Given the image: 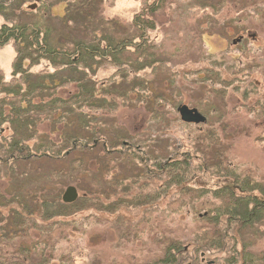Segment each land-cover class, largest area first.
I'll return each mask as SVG.
<instances>
[{"label":"rangeland","instance_id":"1","mask_svg":"<svg viewBox=\"0 0 264 264\" xmlns=\"http://www.w3.org/2000/svg\"><path fill=\"white\" fill-rule=\"evenodd\" d=\"M158 1L162 3L149 16L148 5ZM18 2L8 0L0 11L12 22L46 29V39L65 49L74 41L90 44L102 36L123 38L132 33L134 16L145 13L154 22V27L145 33L146 39L155 46L161 62L139 75L145 74L151 88L163 99L154 104L152 91H148L150 101L132 98L130 105H122L118 99L117 107L109 113L83 109L82 113L91 117L89 120L95 119L81 136L89 150L67 149L60 156L48 154L46 160H37L40 153L32 151L31 160L19 164L25 174L14 185L17 193L34 195L28 199L29 206L36 207L44 197L53 196L64 203L62 195L71 185L77 190V198L83 197L86 202L70 215L49 221L32 216L29 222L39 225H69L59 230L52 227L49 243L34 228L27 230V236L14 235L15 230L5 228L7 239L0 242L2 260L38 264L49 255L47 264H63L66 260L68 264H146L162 256L160 248L166 240H174L182 247L181 264L221 261L226 254L196 251L199 249L192 240L205 225L201 214L220 203L210 190L225 179L223 173L200 168L199 164L208 158L216 163L222 160L221 165L227 166L230 173L252 183L264 180V0ZM87 3L91 7L85 12H73L67 17L68 5L84 7ZM31 5L34 7L29 9ZM81 6L78 9H84ZM5 23L6 17L0 16V26ZM240 37V41L232 43ZM14 48L12 41L0 46V75L4 82L13 78ZM27 63L24 61V67L32 74L56 71L44 59L30 66ZM116 70L113 63L102 62L93 72L86 71L96 82V96H104L99 86ZM71 91L76 92L72 85L58 90L63 97ZM179 105L195 108L205 118L204 123L183 122L177 111ZM2 126L0 148L6 146L13 133L8 124ZM65 129L58 119L44 117L36 125L37 138L27 141L28 145L50 141V148L58 151ZM94 131L104 135L107 152L101 143L92 145L88 141L86 132ZM123 141L129 146H123ZM183 153L190 156V170L182 186L209 192L200 199L190 195L181 198L183 189L175 186L154 201L153 191L161 189L162 181L152 177V162L156 168V161L184 158ZM77 159L83 163L73 164ZM7 161L3 160L8 164ZM12 184L8 175L1 176L0 190L6 197ZM7 209L0 210L7 214ZM257 232V238L246 240L249 245L244 251L251 256L246 264H264V220ZM46 242L51 248L44 251ZM235 244L234 249L240 251L241 243ZM25 249L29 252L26 259ZM241 261L235 264H243Z\"/></svg>","mask_w":264,"mask_h":264},{"label":"trees","instance_id":"2","mask_svg":"<svg viewBox=\"0 0 264 264\" xmlns=\"http://www.w3.org/2000/svg\"><path fill=\"white\" fill-rule=\"evenodd\" d=\"M7 1L0 0V7L4 6ZM27 1L29 0H20L18 3L20 5ZM160 3L162 1L148 5L146 10H148L149 16L156 11L155 9L159 7ZM68 6L67 17L70 14L73 15V12L79 14L85 12L88 7H91V4L87 3L84 7L80 4L72 6V8L70 5ZM80 6L84 9H78ZM0 16L6 17L7 21L0 26V46L12 41L16 54L14 63H12L11 76L13 78L11 81L4 82L0 75V93L2 95L0 97V130L6 123L13 131L5 149L0 148V178L8 175L10 181H13L7 197L0 190V209L8 208L7 214L0 210V242L7 239L5 228H12L15 230L14 235L18 236H27V230L34 228L38 230V234H43L42 236L46 237L49 243L51 241L48 239L52 238V234H49L52 227L59 230L69 225L62 222L39 225L36 222H29L32 216L37 215L48 221L57 216H68L75 211L73 209L82 208L86 199L79 197L73 203L64 204L57 196L44 197L36 207L29 206L28 199L34 195L28 192L17 193L18 189L14 185L16 179L19 181V178L25 174L24 171L19 170V164L21 162L28 163V160H31L32 151L36 154L40 153L36 155L37 160H46L48 154L49 156H60L59 153L67 149L89 150L85 138L81 136H83L82 133H85L83 130L91 126L92 119L93 122L95 119L89 120L91 117L83 114V109L89 108L93 112L107 111L109 113L115 105L117 107L118 99L121 100L122 105H130L134 101L132 98L148 102V91H152L154 104H158L160 98L163 99L162 95L151 88L145 74L139 75V72H145L149 68L152 70L161 62V59L157 58L159 55L155 46L149 45L145 34L148 29L154 27V22L145 13L138 14L131 22L134 27L132 33L126 34L123 38L113 39L102 36L94 39L90 44H86L84 41H74L69 44L70 48L65 49L55 46L49 39L47 40L48 31L39 25L12 22L2 11H0ZM43 59L50 63L56 70L55 73L32 74L27 70L28 68L24 67V61H27L30 66ZM102 62L113 63L117 70L107 79V82L100 84L99 87L105 93L104 96L99 97L100 95L96 96L95 94L94 84L96 82L88 76L86 71L93 72L94 68L99 67ZM70 85L74 86L76 92L71 91L69 96H60L58 90L66 89ZM44 117L51 121L58 119V122L63 123L66 128L67 132L63 134L65 135L62 138L63 143L59 146L58 151L50 148V141L28 145L27 141L37 138L36 125ZM74 123L79 124V127H74ZM100 131L86 132L87 138L92 145L101 143L107 152L109 148ZM183 156L184 158L171 159L168 157L161 162L156 161V168L152 162L154 168L151 171L152 177H160L162 181L161 189L153 191L152 199L154 201L162 192L166 193L175 186H180L183 189L181 196L179 195L181 198L190 195L200 199L209 192L203 188L187 189L188 187L182 186L186 182L190 170V156L188 153H183ZM4 159H9L8 164L3 162ZM72 162L78 165L83 163L80 159ZM201 163L199 164L200 168H202L201 166L213 168L216 170L215 172L223 173L225 179L218 188L210 190L213 197L220 203L201 214V220L205 222V225L201 226L199 231L197 230L196 237L192 239L199 249L196 251L215 250L226 254L224 258H221V261L217 259L212 262L213 264H235L238 260H242L241 262L246 264L245 261L251 260L250 253L244 251L249 245L246 240L257 238L259 235L258 225L264 220V180L252 183L247 178L244 179L238 174L230 173L227 166L221 165L222 160H218L216 163L208 158L205 161L202 160ZM13 205L17 208H12ZM222 220L224 221L222 222ZM206 224L209 228L205 227ZM166 241L160 248L162 256L157 260L151 259L146 264H181L179 258H182L183 253L180 243L174 240ZM237 241L241 243L240 251L234 249ZM47 242L43 247L44 251L51 248ZM24 252L26 259L29 255L28 249H25ZM2 258L3 256L0 257V264H23L22 262L13 263L12 260L4 261ZM48 259L49 255L43 257L42 263L38 264H47ZM60 260L63 261V258ZM68 262L69 260H66L63 264H68Z\"/></svg>","mask_w":264,"mask_h":264},{"label":"water","instance_id":"3","mask_svg":"<svg viewBox=\"0 0 264 264\" xmlns=\"http://www.w3.org/2000/svg\"><path fill=\"white\" fill-rule=\"evenodd\" d=\"M34 7V5L29 6V9H32ZM177 111L180 115V119L183 122L186 123H202L204 121V117H202V115L194 108L190 109L185 105H179V107L177 108ZM77 190L75 187L68 186L63 195H62V201L64 203H71L73 201H75L78 197L77 195Z\"/></svg>","mask_w":264,"mask_h":264},{"label":"flooded vegetation","instance_id":"4","mask_svg":"<svg viewBox=\"0 0 264 264\" xmlns=\"http://www.w3.org/2000/svg\"><path fill=\"white\" fill-rule=\"evenodd\" d=\"M241 39H242V37H240V38L236 39V41H235V40H233V42H232V43H236V42L240 41ZM177 108H178V107H177ZM194 109H195V108H194ZM204 121H205V118H204ZM204 121H203V123H204ZM123 145H124V146H127V147L129 146L127 142H123Z\"/></svg>","mask_w":264,"mask_h":264}]
</instances>
